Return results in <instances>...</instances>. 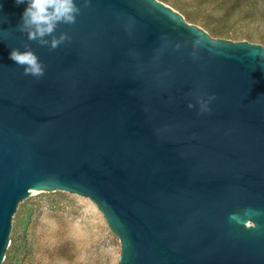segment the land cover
<instances>
[{
  "label": "water",
  "instance_id": "1",
  "mask_svg": "<svg viewBox=\"0 0 264 264\" xmlns=\"http://www.w3.org/2000/svg\"><path fill=\"white\" fill-rule=\"evenodd\" d=\"M0 4V264L33 190L92 200L117 264H264V45L160 0H78L50 50L18 30L26 5ZM25 46L43 77L9 59Z\"/></svg>",
  "mask_w": 264,
  "mask_h": 264
},
{
  "label": "rangeland",
  "instance_id": "2",
  "mask_svg": "<svg viewBox=\"0 0 264 264\" xmlns=\"http://www.w3.org/2000/svg\"><path fill=\"white\" fill-rule=\"evenodd\" d=\"M171 2L195 15L198 20L194 23L209 34L203 23L229 33L214 38L253 43L264 39V20L256 22L240 12L223 19L221 12H213L212 7L195 0ZM172 3L165 4L175 8ZM260 11H264V3ZM12 218L10 242L2 264H117V235L105 224L89 198L38 190L19 203Z\"/></svg>",
  "mask_w": 264,
  "mask_h": 264
},
{
  "label": "clouds",
  "instance_id": "3",
  "mask_svg": "<svg viewBox=\"0 0 264 264\" xmlns=\"http://www.w3.org/2000/svg\"><path fill=\"white\" fill-rule=\"evenodd\" d=\"M82 3L84 7H88L91 0H82ZM15 4L17 6L26 5L17 28L21 33H26L29 41H36L41 46L49 47L50 50L57 49L66 41L70 42L71 37L67 33L60 32L58 37L55 33L61 24L73 25L76 23V19L81 13L78 0H15ZM2 7L3 5L0 4V8ZM46 37L51 39H45ZM199 42L197 39L196 43ZM256 55L259 66H264V49H261V52ZM9 59L23 68L25 76L39 79L45 75V65L29 46H25L23 51L12 48ZM215 99L214 94L208 95L206 98H197L200 113L210 112L209 105ZM187 107L192 109L195 105L189 102ZM259 214V212L252 209H246L242 216L251 217ZM242 216L233 213L229 216V220L239 223Z\"/></svg>",
  "mask_w": 264,
  "mask_h": 264
},
{
  "label": "trees",
  "instance_id": "4",
  "mask_svg": "<svg viewBox=\"0 0 264 264\" xmlns=\"http://www.w3.org/2000/svg\"><path fill=\"white\" fill-rule=\"evenodd\" d=\"M164 3H172L171 0H160ZM200 5L206 4L213 8V12H221L223 19H229L233 17L237 12L245 14L246 18H250L257 22V20H264V11H260L261 4L264 0H195ZM172 5L179 9V11L185 16L189 23L195 22L198 18L189 13L187 9H184L176 3ZM204 26L210 31L213 37H226L229 35L228 31L220 28H211L207 23H203ZM261 44L264 45V39L261 40Z\"/></svg>",
  "mask_w": 264,
  "mask_h": 264
},
{
  "label": "bare ground",
  "instance_id": "5",
  "mask_svg": "<svg viewBox=\"0 0 264 264\" xmlns=\"http://www.w3.org/2000/svg\"><path fill=\"white\" fill-rule=\"evenodd\" d=\"M38 193V190H33L32 195Z\"/></svg>",
  "mask_w": 264,
  "mask_h": 264
}]
</instances>
